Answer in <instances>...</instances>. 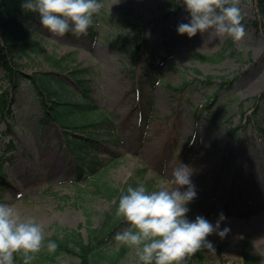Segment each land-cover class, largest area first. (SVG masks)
<instances>
[{"label": "rangeland", "instance_id": "374dc122", "mask_svg": "<svg viewBox=\"0 0 264 264\" xmlns=\"http://www.w3.org/2000/svg\"><path fill=\"white\" fill-rule=\"evenodd\" d=\"M167 1L100 0L104 5L100 14L142 26L148 44L139 49L137 60L122 48L133 36L128 27L98 23L93 25L96 38L71 32L54 37L37 22L27 21L43 52L16 56L13 62L25 75L41 71L62 77L76 91L70 75L50 67L46 58L69 55L66 59H76L77 64L65 63L67 71L86 69L81 80L100 109L95 119H107L109 125L97 126L96 142H89L83 151L89 163L104 166L91 184L75 183L79 165L93 167L69 154L60 128L52 121L43 122L41 107L27 84L15 91L6 89L0 64V93L13 97L11 111L0 117V203L11 204L21 218L42 224L45 239L59 227L76 230L87 240V221L100 227L113 203L94 193V182L120 195L129 185L143 184L149 192L172 189L173 168L178 163L194 168L204 151L216 161L191 176L196 197L187 205L186 218L194 221L202 216L215 224L223 213L226 219L220 228L229 231L223 238L216 233L206 238L214 251L204 248L200 264H240L249 256L256 257L255 264H264V209H258L264 202V191L258 188L264 181V33L253 26L258 19L256 0H240L245 27L240 42L209 32L192 38L178 35L177 26L188 23L190 16L183 0L177 5L173 0L169 7ZM1 21L0 16V34ZM225 45L226 57L220 63L194 56L214 55ZM205 76L215 79L204 84ZM167 85L185 86L175 91ZM53 155L63 172L45 167V158ZM248 175L251 180H243ZM126 227L123 219L113 228L106 251L111 254L124 247L127 251L118 264H141L134 249L113 239ZM200 259L193 254L185 262L195 264ZM77 262L75 257L62 256L53 264Z\"/></svg>", "mask_w": 264, "mask_h": 264}, {"label": "clouds", "instance_id": "9594fccd", "mask_svg": "<svg viewBox=\"0 0 264 264\" xmlns=\"http://www.w3.org/2000/svg\"><path fill=\"white\" fill-rule=\"evenodd\" d=\"M183 5L190 21L177 26L178 35L192 38L198 32H209L234 42L244 38L240 0H183ZM20 7L25 14H35L40 27L52 36L63 37L71 32L79 37L87 35L93 17L104 5L100 0H22ZM192 174L188 165L178 163L169 180L174 188L149 192L143 184L129 185L120 195L115 214L128 227L116 232L113 239L134 249L141 264H182L202 248L214 251L206 239L209 235H227L229 229L220 228L226 219L223 213L215 224L202 216L194 221L186 218L187 205L196 197ZM44 241L42 224L30 217L21 218L13 205L0 203V264H14L17 254L23 264H32L45 247L49 253L56 252L58 245L54 241L46 245Z\"/></svg>", "mask_w": 264, "mask_h": 264}, {"label": "trees", "instance_id": "16d2710c", "mask_svg": "<svg viewBox=\"0 0 264 264\" xmlns=\"http://www.w3.org/2000/svg\"><path fill=\"white\" fill-rule=\"evenodd\" d=\"M178 1L168 0L166 6H171L173 2L174 5H177ZM21 3L22 0H0V16L2 18L0 64L5 73L2 81L6 83V89L8 88L12 91H15L22 84H27L30 94L37 98L41 107L43 122L52 121L60 128L68 145L70 155L74 156L76 160L83 162L82 165L91 164L90 167H93L90 169L79 165L75 183L84 182L91 184L94 178H99V168L104 165L89 163V160L86 159L87 154L83 149L88 148L89 142H96L93 135L95 128L104 124L108 126L109 121L100 117L95 119L100 109L91 98L90 90L81 80V75L86 69L68 70V72L65 63L77 62L76 59L68 61L66 58L69 55L58 60L51 56L47 57L46 60L50 67L70 75L77 91L73 89L71 83L67 84L62 77H56L52 73L35 71L30 75H25L17 69L16 63L13 62L16 56H39L43 52L41 42L36 41L33 38L35 33L27 28L28 20L31 23H38V18H34L32 13L25 14L21 10ZM256 7L258 19L253 23V26L264 33V0H256ZM98 23L114 28H119L122 25L133 31V36L130 37L131 42L125 41L122 48L134 60L138 58L139 49L148 44V42H144L142 26L137 24L130 25L124 21L110 18L103 13H98L93 17V24L88 29V37L95 38L97 36V29L93 25ZM226 45L219 53L214 55L203 56L195 53L194 56L203 62L220 63L226 57ZM197 75L200 76L201 74L197 72ZM213 79L215 78L205 76L204 81L207 83L204 84H211ZM167 86L171 90L181 91L185 85L179 88ZM12 103L13 97L10 98L6 91H2L0 93V117L9 114ZM76 133L79 135H75ZM93 186L94 193L105 195L110 200H114L111 206V213H105L100 227L93 228L91 222L87 221V240L83 239L76 230L56 227L52 236L44 241L45 245L49 241H54L58 245L56 252L49 253L45 247L40 253L36 254L32 264H53L57 258L62 256L77 258V263L70 264H118L119 259L124 257L127 251L124 247L111 254L106 251L109 244L107 237L112 235L113 228L123 220L122 217L115 214L120 193L108 187L98 186L95 182ZM203 252L204 248L194 253L195 255H200L202 259L195 264H200L201 261H204ZM255 262L256 257L249 256L245 257L240 264H255ZM14 263L23 264L20 254L14 257ZM182 264H186L185 260Z\"/></svg>", "mask_w": 264, "mask_h": 264}, {"label": "bare ground", "instance_id": "6f19581e", "mask_svg": "<svg viewBox=\"0 0 264 264\" xmlns=\"http://www.w3.org/2000/svg\"><path fill=\"white\" fill-rule=\"evenodd\" d=\"M181 127H183V128H186L185 126H184V124H182V122H180V124H179ZM177 129H179V126H177ZM176 129V130H177ZM187 129V128H186ZM178 131V130H177ZM57 155H53L52 157H47V158H45V167H48V168H51V167H55V169H54V172L55 171H57L58 170V173L59 172H63V168H61L60 166H61V164H57V163H55V161H56V159H57ZM215 161H216V157H209L208 156V153L207 152H202L199 156H198V158H197V164L195 165V167L194 168H191L192 169V176H196V175H199V174H201L202 173V171L207 167V166H212L214 163H215ZM237 172V171H236ZM250 174L252 175V172H250ZM251 175H248V176H244V177H242L243 178V180H251ZM256 183L257 184H260V180H259V178H257L256 179ZM220 185V184H219ZM221 186H222V183H221ZM258 188L259 189H263V191H264V181L262 182V184L261 185H258ZM262 208L263 207V209H264V202H262V203H260L259 205H258V209L259 208ZM257 209V208H256ZM256 209H254V210H256ZM233 226H234V228H240V226H239V224L238 223H233Z\"/></svg>", "mask_w": 264, "mask_h": 264}]
</instances>
